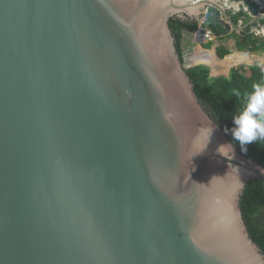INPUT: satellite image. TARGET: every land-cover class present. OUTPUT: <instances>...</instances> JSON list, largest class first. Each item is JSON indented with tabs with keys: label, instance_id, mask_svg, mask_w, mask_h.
Listing matches in <instances>:
<instances>
[{
	"label": "water",
	"instance_id": "1",
	"mask_svg": "<svg viewBox=\"0 0 264 264\" xmlns=\"http://www.w3.org/2000/svg\"><path fill=\"white\" fill-rule=\"evenodd\" d=\"M226 1L0 0V264H264L241 209L264 166L170 26L257 28L260 4L243 25Z\"/></svg>",
	"mask_w": 264,
	"mask_h": 264
},
{
	"label": "trees",
	"instance_id": "2",
	"mask_svg": "<svg viewBox=\"0 0 264 264\" xmlns=\"http://www.w3.org/2000/svg\"><path fill=\"white\" fill-rule=\"evenodd\" d=\"M246 15L241 12L234 15V21L239 23V19ZM171 29L177 39L178 52L181 60L185 61V51L183 48L184 33L196 32L198 21L173 17L170 20ZM250 31V28L246 32ZM248 47L240 45L241 51L246 53L264 50V38H259L253 34L246 37ZM245 42V43H246ZM201 50L194 55V61L211 62V60L199 55ZM228 51L218 50L220 57H224ZM209 55L213 53L209 52ZM230 61L238 63L247 62L248 58L244 54H236L228 58ZM228 60V61H229ZM187 72L194 83V90L212 117L225 129L232 137L231 130L235 125L233 118L239 116L247 107L248 97L253 92V85L264 83V71L257 65L240 64L231 70L229 76L215 77L211 75V68L206 64H198L187 68ZM233 139V138H232ZM240 148L239 142L234 140ZM246 154L264 166V140L254 141L247 145ZM241 150V149H240ZM241 209L247 223L250 234L255 242L259 244L264 252V184L261 180H252L242 194Z\"/></svg>",
	"mask_w": 264,
	"mask_h": 264
},
{
	"label": "crops",
	"instance_id": "3",
	"mask_svg": "<svg viewBox=\"0 0 264 264\" xmlns=\"http://www.w3.org/2000/svg\"><path fill=\"white\" fill-rule=\"evenodd\" d=\"M244 24H249V22L245 21ZM248 34L249 33H247L246 31L235 30L224 37L213 38L211 40L205 39L203 42L199 43L196 32L186 31L184 33L182 42L185 51V58H191V60L194 61V55L196 54V52H198V49L201 50L203 57L211 60V62H195H201L199 64L208 65L211 68V71L214 73V76L215 74H217L215 77H227L230 75L231 70L235 67V65L241 64L236 61H230L228 59L229 57H232L236 54H244L248 58V61L245 62L246 64L257 65L264 71V50L246 53L244 51H241L239 47L240 45H242L244 48L248 47V43L245 39ZM220 49L228 51V53L224 57H220L218 54V50ZM209 52L213 54L209 55ZM201 53L198 54L201 55ZM186 63L188 66L191 64V62Z\"/></svg>",
	"mask_w": 264,
	"mask_h": 264
},
{
	"label": "clouds",
	"instance_id": "4",
	"mask_svg": "<svg viewBox=\"0 0 264 264\" xmlns=\"http://www.w3.org/2000/svg\"><path fill=\"white\" fill-rule=\"evenodd\" d=\"M245 110L233 118L232 138L239 142L241 152L248 151L247 145L257 140H264V83L253 85V92L248 97ZM228 129L225 128V133ZM211 132H215L212 129ZM232 158H235L233 149Z\"/></svg>",
	"mask_w": 264,
	"mask_h": 264
},
{
	"label": "built area",
	"instance_id": "5",
	"mask_svg": "<svg viewBox=\"0 0 264 264\" xmlns=\"http://www.w3.org/2000/svg\"><path fill=\"white\" fill-rule=\"evenodd\" d=\"M251 1L255 2L257 4H260L258 14L253 16V17L258 18L260 20V22L257 24L258 25L257 28L252 29V30L250 29V34H253L254 36L259 37V38H264V7L262 6L261 0H251ZM226 4H228V1H226ZM228 6H229V4H228ZM229 9L233 10V11L238 10L239 13L246 10L250 14L249 7L247 4H245V0L233 1L232 4L229 6ZM239 13H237V14H239ZM234 14H236V13H234ZM248 18H249V22H250L251 19L249 16H248ZM239 23L244 25L245 21L241 18V19H239ZM212 35L213 34L211 32H208V34H207L208 37H210ZM209 39H211V38H209Z\"/></svg>",
	"mask_w": 264,
	"mask_h": 264
},
{
	"label": "rangeland",
	"instance_id": "6",
	"mask_svg": "<svg viewBox=\"0 0 264 264\" xmlns=\"http://www.w3.org/2000/svg\"><path fill=\"white\" fill-rule=\"evenodd\" d=\"M187 61H188V59H187ZM188 63H189V61H188ZM241 64H246L245 62H242ZM240 64H237V65H235V67H238ZM234 67V68H235ZM233 69V68H232ZM217 74H215V76H216Z\"/></svg>",
	"mask_w": 264,
	"mask_h": 264
},
{
	"label": "flooded vegetation",
	"instance_id": "7",
	"mask_svg": "<svg viewBox=\"0 0 264 264\" xmlns=\"http://www.w3.org/2000/svg\"><path fill=\"white\" fill-rule=\"evenodd\" d=\"M244 21L246 22H249V18L248 19H245V18H242ZM191 20V19H190Z\"/></svg>",
	"mask_w": 264,
	"mask_h": 264
}]
</instances>
